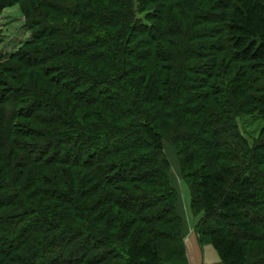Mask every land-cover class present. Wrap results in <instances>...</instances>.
Here are the masks:
<instances>
[{
	"label": "trees",
	"instance_id": "trees-1",
	"mask_svg": "<svg viewBox=\"0 0 264 264\" xmlns=\"http://www.w3.org/2000/svg\"><path fill=\"white\" fill-rule=\"evenodd\" d=\"M23 1L0 264H188L165 143L201 244L264 264V0H0V19Z\"/></svg>",
	"mask_w": 264,
	"mask_h": 264
},
{
	"label": "rangeland",
	"instance_id": "rangeland-1",
	"mask_svg": "<svg viewBox=\"0 0 264 264\" xmlns=\"http://www.w3.org/2000/svg\"><path fill=\"white\" fill-rule=\"evenodd\" d=\"M24 8H27L26 1L12 5L3 11L0 19V97L5 92H10L14 86H19V82L15 80L14 76L8 73L9 70H1V66L5 67L7 64H10L11 67L14 66L12 65L13 63H8V61L12 59V56L22 53L26 47L25 43L31 40L32 33ZM19 106L21 107V105ZM258 118L250 116L240 120L242 132L248 139L252 138L251 140H253L260 137L263 122ZM165 149L172 166L171 175L172 173L175 175L173 176V186L180 194L182 190L185 192V185L181 182L179 159L169 143H165ZM175 177L177 181H175ZM201 253L203 258H205L204 264H222L219 255L211 244H201Z\"/></svg>",
	"mask_w": 264,
	"mask_h": 264
},
{
	"label": "crops",
	"instance_id": "crops-1",
	"mask_svg": "<svg viewBox=\"0 0 264 264\" xmlns=\"http://www.w3.org/2000/svg\"><path fill=\"white\" fill-rule=\"evenodd\" d=\"M173 176H175L174 173H172L171 175L172 185L174 182ZM175 181H177L176 177H175ZM181 182L185 185V190H184L185 192H183V190L182 191L180 190L181 193L179 194V191H177L179 194L178 210L181 216L185 220L184 236H185L188 264H191V263L204 264L205 258H203L202 253H201V242L194 229L195 225L198 222V219L194 217L192 210H191V197H190L188 187L186 186L183 180Z\"/></svg>",
	"mask_w": 264,
	"mask_h": 264
}]
</instances>
